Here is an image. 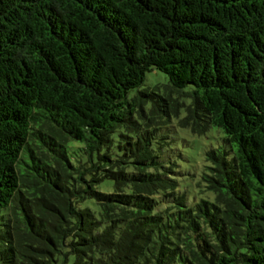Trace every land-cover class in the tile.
<instances>
[{
    "label": "trees",
    "instance_id": "1",
    "mask_svg": "<svg viewBox=\"0 0 264 264\" xmlns=\"http://www.w3.org/2000/svg\"><path fill=\"white\" fill-rule=\"evenodd\" d=\"M70 263L264 264V0H0V264Z\"/></svg>",
    "mask_w": 264,
    "mask_h": 264
},
{
    "label": "rangeland",
    "instance_id": "2",
    "mask_svg": "<svg viewBox=\"0 0 264 264\" xmlns=\"http://www.w3.org/2000/svg\"><path fill=\"white\" fill-rule=\"evenodd\" d=\"M166 82L167 76L163 72L153 69L145 73L141 87H152L156 84H166ZM174 129L172 135L176 138L179 150L182 151V157H176L178 168L182 173L179 176L180 182L191 198L199 196L197 181L204 163V151L211 145L214 146L217 143V138L212 134L213 131H209L205 135H195L189 130L177 126Z\"/></svg>",
    "mask_w": 264,
    "mask_h": 264
}]
</instances>
